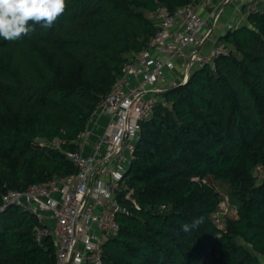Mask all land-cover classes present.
Masks as SVG:
<instances>
[{
  "label": "trees",
  "instance_id": "16d2710c",
  "mask_svg": "<svg viewBox=\"0 0 264 264\" xmlns=\"http://www.w3.org/2000/svg\"><path fill=\"white\" fill-rule=\"evenodd\" d=\"M191 1L67 0L50 28L0 38V197L76 171L64 151L129 55L148 45L147 14ZM220 39L229 51L195 68L142 121L103 264H264V180L255 177L264 166V4ZM56 138L61 148L45 143ZM208 176L227 184L236 210L224 227ZM38 225L21 206L0 212V264H56L54 240L39 239Z\"/></svg>",
  "mask_w": 264,
  "mask_h": 264
},
{
  "label": "built area",
  "instance_id": "2783aa9c",
  "mask_svg": "<svg viewBox=\"0 0 264 264\" xmlns=\"http://www.w3.org/2000/svg\"><path fill=\"white\" fill-rule=\"evenodd\" d=\"M240 1L241 23L243 15L264 4V0ZM236 2L192 0L174 11L161 7L149 12L155 31L148 45L129 55L111 91L72 141L75 149L63 150L76 171L24 190L10 189L0 197V212L17 205L39 219L43 225L35 228L36 235L52 237L56 264H103L105 242L120 230L117 217L124 210L120 194L142 136V121L159 103L167 104L163 97L167 90L186 83L195 68L226 52L216 25ZM226 27L225 31L235 28L231 23ZM64 142L56 138L45 143L61 148Z\"/></svg>",
  "mask_w": 264,
  "mask_h": 264
},
{
  "label": "clouds",
  "instance_id": "9594fccd",
  "mask_svg": "<svg viewBox=\"0 0 264 264\" xmlns=\"http://www.w3.org/2000/svg\"><path fill=\"white\" fill-rule=\"evenodd\" d=\"M67 0H0V38L17 40L34 31V25L50 28L66 11ZM185 224L184 230L199 225Z\"/></svg>",
  "mask_w": 264,
  "mask_h": 264
},
{
  "label": "rangeland",
  "instance_id": "374dc122",
  "mask_svg": "<svg viewBox=\"0 0 264 264\" xmlns=\"http://www.w3.org/2000/svg\"><path fill=\"white\" fill-rule=\"evenodd\" d=\"M239 1V2H238ZM240 0H237L236 3H231L230 5L233 7L231 10V14L229 15V17H226L224 15H226V13L221 14L219 21L217 22V28L219 30V34L222 35V33L225 31L226 24L227 23H231L233 24V26H239L243 23H247V18L248 16H244V21L241 23L239 21L240 19V12L238 13V11H240ZM230 5L228 6V9H230ZM227 11V10H226ZM229 11V10H228ZM149 14V13H148ZM147 14V15H148ZM240 22V23H239ZM209 46V43L206 44V47ZM226 51H229L230 47L226 46L225 47ZM194 71V70H193ZM255 177L258 183L262 182L264 180V166H260L259 168H257L255 170ZM205 181L210 184L212 187H214L215 190H217L220 195H221V203L219 206V212L216 214H213V218L216 221V223L221 226L224 227V220L225 217H234L236 216V210L232 207H230L229 204V195H228V186L226 183H224L223 181L217 180L215 179L213 176H208ZM239 241H242L239 239ZM242 243H244V245H246L247 247H249L251 249V251L255 254H259L256 251H254L251 246L247 243H245L244 241H242Z\"/></svg>",
  "mask_w": 264,
  "mask_h": 264
},
{
  "label": "crops",
  "instance_id": "0c3cea01",
  "mask_svg": "<svg viewBox=\"0 0 264 264\" xmlns=\"http://www.w3.org/2000/svg\"><path fill=\"white\" fill-rule=\"evenodd\" d=\"M232 8H233V7L230 5V9H228V7H227V8L224 10L223 13H224V14L226 13V15H224L225 18H226V17H229V15L231 14V10H232ZM226 10H227V11H226ZM228 10H229V11H228Z\"/></svg>",
  "mask_w": 264,
  "mask_h": 264
},
{
  "label": "water",
  "instance_id": "95a60500",
  "mask_svg": "<svg viewBox=\"0 0 264 264\" xmlns=\"http://www.w3.org/2000/svg\"><path fill=\"white\" fill-rule=\"evenodd\" d=\"M169 90H170V89H169ZM169 90H167V91H169ZM167 91H166V92H167ZM66 264H70V261H68Z\"/></svg>",
  "mask_w": 264,
  "mask_h": 264
}]
</instances>
